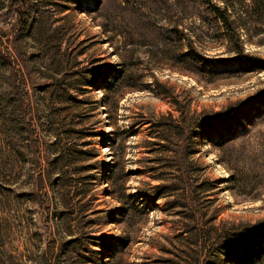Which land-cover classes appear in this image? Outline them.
I'll use <instances>...</instances> for the list:
<instances>
[{
  "label": "rangeland",
  "instance_id": "rangeland-1",
  "mask_svg": "<svg viewBox=\"0 0 264 264\" xmlns=\"http://www.w3.org/2000/svg\"><path fill=\"white\" fill-rule=\"evenodd\" d=\"M258 247L264 0H0V264Z\"/></svg>",
  "mask_w": 264,
  "mask_h": 264
},
{
  "label": "trees",
  "instance_id": "trees-1",
  "mask_svg": "<svg viewBox=\"0 0 264 264\" xmlns=\"http://www.w3.org/2000/svg\"><path fill=\"white\" fill-rule=\"evenodd\" d=\"M216 11L218 13V15L222 18L223 22L228 26L229 25V18L226 15V13L220 8L217 7ZM262 248L258 247L257 250H255V252H251L250 254L248 253H242L239 254L241 255L240 260L243 261V264H264V257H262Z\"/></svg>",
  "mask_w": 264,
  "mask_h": 264
},
{
  "label": "bare ground",
  "instance_id": "bare-ground-1",
  "mask_svg": "<svg viewBox=\"0 0 264 264\" xmlns=\"http://www.w3.org/2000/svg\"><path fill=\"white\" fill-rule=\"evenodd\" d=\"M109 129V128H108Z\"/></svg>",
  "mask_w": 264,
  "mask_h": 264
}]
</instances>
